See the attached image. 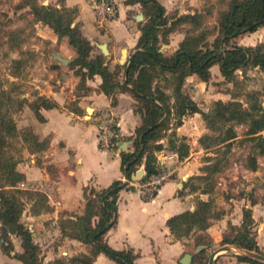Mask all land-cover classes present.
<instances>
[{
  "label": "trees",
  "instance_id": "obj_1",
  "mask_svg": "<svg viewBox=\"0 0 264 264\" xmlns=\"http://www.w3.org/2000/svg\"><path fill=\"white\" fill-rule=\"evenodd\" d=\"M127 4L139 3L145 21L140 22V35L133 52L127 60L122 83L114 82L110 78L101 54L91 57L92 45L83 36L80 24L75 22L77 8H68L65 5H33L31 11L36 21L47 25L59 37H67L69 44L76 49L77 57L71 63L79 66L75 73L80 76L79 89H82L86 76L98 74L101 79L100 89L115 102L114 93L117 89L129 92L136 101L134 111L141 115V125L135 128L132 139V150L120 153L121 170L126 182L115 180L108 187L96 190L87 187L85 191V204L81 214L71 217H61L59 227L62 236L75 238L83 243L93 245L89 255H80L71 259L72 264H90L93 257L104 253L117 264H134L137 257L132 249L116 250L104 240V234L114 226L117 213V198L119 191L127 187L133 189L128 181L143 164L145 174L139 180L144 183L148 178L160 172L156 162L155 152L163 148L158 143L167 137V147L174 151L179 159L188 155V144L177 137L175 129L181 125L182 117L187 114L200 113L206 123L213 130L221 129L218 136L211 135L200 137L203 148L210 147L209 142L225 144L227 148L236 138L234 124L247 126L246 135L249 140L255 141L254 147L258 154H264V112L259 104H254L250 109H243L238 102H215L209 113L199 109L195 101L184 91L185 74H194L201 81H207L210 68L218 65L222 77L231 79L238 69L258 67L264 71V39L254 47L239 46L234 43L237 37L253 33L264 26V0H227L226 7L219 12L218 25L215 30L213 43L206 42L205 31L187 35L179 43V47L170 55L160 50L162 43H168L167 35L174 31L180 23H189L193 27H201L200 13L182 14L171 20L165 7L158 0H126ZM22 7V6H21ZM74 23V25H72ZM83 68L86 71H83ZM166 90H170L167 93ZM12 90H0V238L4 251L12 250L11 235H18L22 239L23 252L16 257L23 264H41L39 262V247L31 236V232L20 216L26 204H30L32 214H39L49 210L47 198L38 191L20 189L17 183L24 180V175L16 170V165L21 161L12 155H4L7 138L14 135L22 136L29 153L40 152L46 148L45 141H39L32 132H23L16 129L14 122L2 111L3 105L13 101ZM13 92V91H12ZM39 103H29L36 118L43 120L40 108H52L56 103L46 97H40ZM19 107L25 103L23 99L17 101ZM173 120V123L171 122ZM234 123V124H233ZM224 128V129H223ZM168 130H171L168 133ZM20 133V134H19ZM118 137L112 138L116 145ZM214 144V143H213ZM246 167L250 170L257 168L255 158H252ZM186 185H184L185 188ZM156 191L151 193L154 196ZM25 196L26 201L21 197ZM209 201L198 199L194 210H188L175 215L167 220V225L172 233L178 237L189 234L194 229L206 230L209 223ZM253 219L251 210L244 209V220L241 227L236 229L233 237L225 236L222 244H233L239 248L262 253L252 235L250 227ZM202 241L196 242V246ZM209 245L210 242L204 243ZM205 250L195 254L192 264L200 262L206 264ZM238 261H248L252 264H264L260 261L237 256Z\"/></svg>",
  "mask_w": 264,
  "mask_h": 264
},
{
  "label": "crops",
  "instance_id": "obj_2",
  "mask_svg": "<svg viewBox=\"0 0 264 264\" xmlns=\"http://www.w3.org/2000/svg\"><path fill=\"white\" fill-rule=\"evenodd\" d=\"M59 1L62 3L60 5L77 8L74 23L80 24L83 36L92 45L91 57L98 54L104 55V65L110 75L117 68L122 69L124 73L128 58L135 52L140 35L139 23L145 21L141 5L139 3L127 4L126 0H113L115 15L107 16L95 8L96 3L101 0ZM158 1L165 7L168 16L171 10L169 0ZM180 1L183 4L186 1V5H188V0ZM180 1L178 0L176 3L178 4ZM190 5L191 3L188 6ZM185 12L183 14L195 13L194 10ZM181 13L179 12L177 16H180ZM139 14H142L141 20H137ZM37 24L50 30L48 32L50 35L44 38L49 39L54 51L67 59L68 62L63 65L59 61L53 60L51 52H48L51 57V66L50 70L44 68V71H47L49 77L42 81L44 86L38 95L52 100L56 106L47 109L40 108L42 121H39L33 112L31 115L30 111H27L29 116L26 114V117L28 116L26 121L29 120L28 126L32 128L39 141L46 142V148L40 152L30 153L31 163L20 161L16 165V170L24 175V180L21 181L18 188L42 192L47 198L49 210L32 214L30 204H26L20 220L27 225L33 242L39 247L38 257L41 264H72L73 257L89 255L93 250V245L62 236L59 220L61 217L74 218L73 215L82 213L87 187L100 190L108 187L115 180L127 181L121 170L120 153L123 150L119 143L127 142V150H132V139L129 138L133 136L135 128L141 125V115L134 111L136 101L127 91L117 89L114 93L115 102L112 104L111 97L100 89L102 79L98 74H94L92 77L86 76L84 85L79 90L80 76L75 73L79 66L71 64L77 57L76 49L69 44L67 37L59 38L44 23L36 21ZM256 36L258 41L264 39V26L253 33L237 37L235 41L238 39L236 44L239 46H252L255 44ZM183 38L181 37L177 41V48ZM249 41L251 42L247 43ZM102 44L105 45L106 53H103L100 48ZM163 47L171 46L162 44L161 51H164ZM177 48H174L172 53ZM123 50L126 51V58L121 63ZM66 68L71 69L69 73L64 71ZM214 69L218 70V74L221 76L218 65H213L210 71ZM83 71L86 69L83 68ZM58 74L61 82L53 81L52 78ZM186 76L196 78L194 74L187 73ZM123 80L121 78L118 82L122 83ZM76 88L78 89L77 93H75ZM24 95L27 98L28 94ZM32 98H28L27 102H31ZM71 102L74 104L67 107V104ZM88 105L92 109L91 113H87ZM25 109L30 110L27 104ZM184 117L185 115L182 117L181 126L175 129L178 137L189 135V131L185 132V128L188 130L186 124L192 117H188L187 122L183 119ZM106 120L112 122L116 127V137H118L116 145L112 144L107 147L100 144V127ZM170 131L168 130V132ZM158 143L163 144V148L159 150L163 159L158 157L157 165L160 172L156 175H162L163 166L168 167L176 164L171 162L180 159L174 151L168 149L167 137H163ZM186 143L188 144V142ZM109 154L112 155L111 159L107 158ZM190 163H193V160L186 159L185 163L181 161L180 164L174 165L172 171L163 174L165 179L155 190L154 196H145L147 188L144 187V184L152 180L155 175L144 183L128 181L133 189L124 187L119 191L116 222L104 234L105 242L116 250L132 249L137 253L134 264H181L180 259L185 253H194L196 247L206 245L202 242L196 246V243L193 244L187 239L178 237L170 231L167 225V220L171 217L188 210H194L196 207L191 201L192 195H184L181 192L182 182L185 179L180 174L192 167ZM141 166L144 165L141 164L139 167ZM173 172L181 176V181L171 177ZM185 177L188 178L189 175L185 174ZM256 205L255 202L253 205L246 204L244 206L251 210L252 235L259 250L264 254V222L256 225L258 221V215L255 213ZM229 220H233L232 217L223 215L204 230L211 239L209 248L204 252L206 261L214 249L225 245L222 244V239L226 236H224V232L228 228ZM230 224L238 228L241 227V224L233 221ZM10 238L13 249L9 252L4 251L1 246L3 239L0 241V264H23L16 257V254L23 252L21 237L14 234ZM216 243L219 245L216 246ZM90 264L117 263L104 253L99 252L93 257ZM213 264L252 263L238 261L237 255L232 252H221L216 256Z\"/></svg>",
  "mask_w": 264,
  "mask_h": 264
},
{
  "label": "rangeland",
  "instance_id": "obj_3",
  "mask_svg": "<svg viewBox=\"0 0 264 264\" xmlns=\"http://www.w3.org/2000/svg\"><path fill=\"white\" fill-rule=\"evenodd\" d=\"M176 1L178 0H169L171 7L168 14L169 25L173 21L171 19L178 17L179 12H182L181 15L186 13V10H194L195 13H200L202 23L200 28L193 27L189 23H180L175 26L174 31L167 35L168 43H162L171 46L163 47L164 53L170 55L172 50L177 48L176 43L181 37L200 31L208 33L207 43H213L219 12L226 7L227 0H188V5L191 3L190 6L186 5V1L184 4L180 0L181 3L177 4ZM41 4L49 6L58 4L57 6H60L62 3L59 0L50 2L48 0H0V90L13 91H11L13 101L11 103L6 102L1 109L6 112L7 118L9 117L14 122L18 131L26 133L33 132L27 124L29 120L26 121L29 116L27 111H30L31 115L32 112L34 113L29 103H39L38 99L43 97L38 93L44 86L42 81L49 77L47 71H44V68L49 69L51 66V57L48 52L54 51L49 39L44 38L50 35L48 34L50 30L40 24L36 25L34 13L31 11L33 5L39 6ZM235 40L234 43L238 41V39ZM254 42L255 44L248 47H254L261 41H258L256 36ZM103 57L105 63V56L103 55ZM70 70L66 68L64 71L69 73ZM181 70L186 79L183 91L195 101L201 111L209 113L217 101L225 103L233 101L240 103L243 109L250 110L254 104H259L262 112H264V71L259 70L257 67H250L245 70L238 69L231 79L220 76L218 70L214 69L210 71L207 81H201L197 76L196 78H188L186 68L182 67ZM123 74L122 69L117 68L110 75V79L114 82L121 78L123 80ZM52 80L61 82L59 74ZM36 86L38 88H35ZM75 91L77 93L78 89L76 88ZM166 91L167 93L170 92V90ZM24 94H28L27 98ZM28 98L33 100L28 103ZM21 99L25 103H22L19 107L17 101ZM72 103L67 104V107L74 104ZM26 104L30 110L25 109ZM134 105L136 106V102ZM88 107L90 106L88 105ZM189 115L187 114L183 118L187 122V118L192 117L186 124L188 130L185 128V132L189 131V135L179 137L188 142V155L183 159H175V162H171L178 165L181 161L185 163L186 159L193 160V163H190L192 167L187 168L184 173L180 174L185 179L182 182L181 192L184 195H192L191 201L195 206L198 199L209 201L210 224L223 215L232 217L233 220L228 221V228L225 229L224 236L233 237L236 234L235 231L238 227L230 223L233 221L242 224L244 209H249L245 208L244 205L246 204L253 205L256 202L255 213L258 215L256 225L263 223L264 154H258L257 148L254 147L255 141L249 140V136L246 135L247 126L233 123L236 138L228 148L224 143L218 145L215 142L213 144L211 141H205V143L209 142L210 147L203 148L199 140L200 137L211 135L212 138H215L221 129L213 130L210 128L200 113ZM171 122L173 123V120ZM107 123L109 122L106 120L102 126ZM110 125L113 126V123L111 122ZM114 129H116L115 126ZM263 132H260V134ZM7 141L8 144L2 149L4 155H12L19 158L23 163H31L30 153L26 148L27 144L23 142L21 135L9 137ZM155 154L157 159H159L158 157L161 160L163 159L160 151H156ZM111 156L109 154L107 158L111 159ZM252 158H255L257 163L255 170L246 167V164ZM167 159L169 160V158ZM176 164L168 167L163 166L161 169L162 174L172 171ZM185 174L189 177H185ZM181 176L176 175V172L171 174V177H174L177 181H181ZM20 183H17L16 186L19 187ZM184 185H186L185 188ZM153 191L155 190L152 187L148 188L145 196L151 195ZM21 198L24 201L27 200L25 196ZM180 238L187 239L193 244L198 241L204 243L211 241L205 231L199 229H195ZM217 245L219 243H216ZM202 259L196 264L202 263Z\"/></svg>",
  "mask_w": 264,
  "mask_h": 264
},
{
  "label": "water",
  "instance_id": "obj_4",
  "mask_svg": "<svg viewBox=\"0 0 264 264\" xmlns=\"http://www.w3.org/2000/svg\"><path fill=\"white\" fill-rule=\"evenodd\" d=\"M141 19H142V14H139L138 17H137V20H141ZM100 48L102 49L103 53H106V48H105L104 44L100 45ZM51 56L53 57V60H57L63 65L67 64V62H68L67 59L61 57L55 51L51 52ZM125 58H126V51L123 50L122 51L121 63H123L125 61ZM90 112H92V109L90 110V107H87V113H90ZM119 146L121 147V150L128 151L127 150V142H120ZM144 174H145L144 166H141L134 173V175L131 176V180L132 181H139ZM0 241H2L1 238H0ZM207 248H209V245H200V246L196 247V249L194 250V253H185L181 257L180 263L181 264H191L194 255L198 254L199 252H201L202 250H205ZM221 252H232V253H234L237 256H241V257L249 258V259H254V260H257V261H260V262L264 263V254L263 253L247 250V249H244V248H239L237 246H233V245H230V244L229 245L225 244V245H221L220 247L214 249L209 254L206 264H213L216 256L219 253H221Z\"/></svg>",
  "mask_w": 264,
  "mask_h": 264
},
{
  "label": "built area",
  "instance_id": "obj_5",
  "mask_svg": "<svg viewBox=\"0 0 264 264\" xmlns=\"http://www.w3.org/2000/svg\"><path fill=\"white\" fill-rule=\"evenodd\" d=\"M96 9L100 10L103 14L107 16H114L115 15V8H114V1L113 0H101L99 3H96L95 6ZM111 122L107 123L105 126L100 127V144L101 146H111L112 144V138L116 137L114 125H110ZM156 162H159V159L156 158ZM125 179V178H124ZM165 179L164 175H155L152 180L149 182H146L144 184V187L147 189L152 187L154 190H156L163 180ZM127 180V179H126ZM145 194H147L145 192Z\"/></svg>",
  "mask_w": 264,
  "mask_h": 264
},
{
  "label": "bare ground",
  "instance_id": "obj_6",
  "mask_svg": "<svg viewBox=\"0 0 264 264\" xmlns=\"http://www.w3.org/2000/svg\"><path fill=\"white\" fill-rule=\"evenodd\" d=\"M90 110H91V108H90Z\"/></svg>",
  "mask_w": 264,
  "mask_h": 264
}]
</instances>
